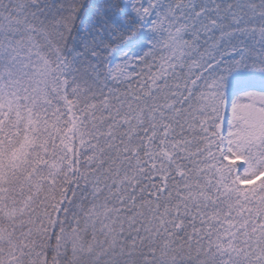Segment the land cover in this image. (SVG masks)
Here are the masks:
<instances>
[{"label":"snow or ice","instance_id":"1","mask_svg":"<svg viewBox=\"0 0 264 264\" xmlns=\"http://www.w3.org/2000/svg\"><path fill=\"white\" fill-rule=\"evenodd\" d=\"M0 264H264V0H0Z\"/></svg>","mask_w":264,"mask_h":264}]
</instances>
